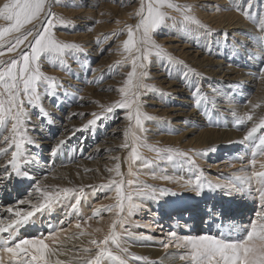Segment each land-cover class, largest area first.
Returning a JSON list of instances; mask_svg holds the SVG:
<instances>
[{"label":"snow or ice","instance_id":"snow-or-ice-1","mask_svg":"<svg viewBox=\"0 0 264 264\" xmlns=\"http://www.w3.org/2000/svg\"><path fill=\"white\" fill-rule=\"evenodd\" d=\"M57 2L58 0H3L0 3V22H2L0 23V138L6 145L0 147V153L5 156L10 153V158L0 165V183L11 180L13 176L17 179L32 178L31 173L24 170L31 162L28 146L36 145V140L30 135L28 128L31 109H38L41 119L46 120L48 124H54L55 121L49 118L50 114L42 105V99L47 96L59 106L58 97L68 95L66 90L61 92L63 85L57 81V78L41 71V64L45 60H51L54 66L70 73L66 57L84 51L80 44L57 38L54 31L57 26H68L71 23L52 11ZM173 11L179 14L185 28L191 24L200 28L205 27L190 14L191 8L188 5L178 4L175 0H139V7L133 13L135 23L126 24L119 32L103 37L106 41L110 36L119 35L126 29L127 38L122 41L125 56L123 60L117 61L116 67L130 64L131 69L126 73L122 86L117 89L119 98L106 107L102 106L101 113H92L93 119L84 126V129L96 126L98 122L110 116L115 118L121 111L123 118L128 122L124 131L125 140L119 146L129 150L127 172L121 170V158L113 157L116 163L106 169L110 174L107 182L91 186L94 191L114 192L115 203L100 205L93 210L91 216L84 218L80 213L81 201L84 198L82 187L79 190L72 187H51L36 181L27 198H21L13 205L0 209V216L7 213L6 217L0 219V234H7L0 236V264H129V257L134 261L143 260L142 257H134L128 252V239L134 241L156 238L131 231L130 218L140 207L137 201L156 200L160 196L177 194L167 188H153L140 181V170L151 169L157 160L169 162L179 160L181 166L187 165L194 179L189 177L185 187L197 197L204 195L205 191H218L228 196L246 189L249 193L255 189L261 194V210L239 231L230 230L228 233L220 231L218 235L209 232L195 236H177L172 232L167 240L160 241L166 257L178 258L181 264H264V132H261L264 130V116H260L258 120L254 119L255 110L261 105H251V110L243 115L236 111L232 112L237 126H247L251 122L241 143L248 144L252 150L248 165L237 170L245 174L236 176L227 184L212 183L202 178V169L199 168L194 157L206 155V151L190 154L191 150L162 148L147 143L149 129L146 127V122L168 123L143 110L145 103L143 97L149 93H156L162 97L165 95L154 85L146 82L151 79L150 65L160 61L162 66L170 70L173 64H183L182 61L175 60L154 39L161 27L168 26V20L176 23V16L171 15ZM258 27L264 32V18L260 20ZM102 42L100 39L97 40L98 45ZM6 54H9L8 59L4 58ZM261 55L264 56V47L261 49ZM113 67L110 66L109 72ZM89 70L95 71L91 68ZM194 74L192 69H187L181 79ZM169 77L171 78V71ZM86 82L98 83L99 80H86ZM214 92L219 94V90ZM200 94L201 87L196 86L193 89L194 107L199 108L201 105V98H197ZM78 99L83 100V97ZM4 132L8 135H4ZM65 143L64 140L58 141L57 146L52 149V156H55ZM141 148L154 152L155 160L144 157ZM137 162L139 165L134 167ZM159 178L173 179L167 175ZM34 199L36 202H33ZM66 201L68 204L65 215L59 225H49L47 233L30 237L19 235L22 228L33 223L37 213L43 215L45 212H51ZM23 205L29 207L21 208ZM102 213H110L112 216L106 232L99 227L91 232L82 227L81 221L87 224L88 220L101 218ZM69 217L75 219L74 226L79 231L65 235L67 229L61 226L70 223ZM96 233L103 234L96 236ZM84 236L89 237L87 247L76 245L72 248L67 247L69 241ZM172 247L177 249L176 253L168 252ZM61 257L65 258L61 259Z\"/></svg>","mask_w":264,"mask_h":264},{"label":"rangeland","instance_id":"rangeland-1","mask_svg":"<svg viewBox=\"0 0 264 264\" xmlns=\"http://www.w3.org/2000/svg\"><path fill=\"white\" fill-rule=\"evenodd\" d=\"M82 1L85 0H58V2L53 6L52 9V11L58 16H62L65 20L71 22L68 26H57V28L54 30L57 38L65 42H74L80 44L84 49V51L81 53L70 54L68 57H66V62L71 72H66L60 67L54 66V62L51 60H45L41 64V71L43 73L57 78V81L63 85V89H61V92H63L64 90L68 92L67 96L60 95L58 97L59 106H57L56 101L47 96L43 97L42 105L45 108L46 112L50 114L49 118L52 120L58 119L61 124H63L65 120L63 119L64 116H67V119L71 120V122L69 121L71 123L70 131L68 130L66 132V135L62 136L63 138L57 139L59 137V134L58 132H55V129L53 128L55 123L48 124L46 120H43L39 117L38 109H31V119L28 124V128L30 129V135L36 140V145L28 146V153L29 160L31 161L30 163H32L36 159H40L39 156L42 153L39 154L37 153L38 151L43 150V153L51 154L52 149L57 146L58 141H66V143L61 146L55 156H52V154L49 156L46 155L47 157H49V159L47 158L49 169L50 171H53L56 168L55 166L57 165L66 167L71 162H73L72 160L81 159L82 156H77V158H72V160L69 161L67 160V157L74 152L77 153V151L83 145H85L84 151L86 153H88L92 148H95L101 143H103V145H108H105V147L102 149V153L108 156L105 157L108 159L107 162H104L103 164H101V166L99 164L93 167V169L91 168V176L84 175L82 178L79 174H76L71 179L64 178L62 180L55 181L54 186L48 185L51 187L59 188L72 187L77 190L82 187L84 189L82 193V196L84 198L81 201L80 213L84 218H87L88 216L92 215L93 210L96 207L100 205L115 203V200L113 199L115 195L114 192L94 191L93 187H91L107 182L110 174L106 171V169L109 167H113L114 163H116L113 157L119 156L121 158V170L124 172H127L128 170L127 157L129 155V150H125L119 147L125 140L124 131L128 125V122L123 118V112H118L115 118H112L110 116L108 119H104L98 122V125L96 126H90L87 129H84V126L87 125L89 120L93 119V116L91 115L92 113H101L102 106L106 107L119 98L117 89L122 86V81L125 78L126 73L131 70L130 64L116 67L117 61L123 60L125 56L122 49V41L127 38L126 29L119 35L110 36V38L106 40L107 42L103 40V37L114 32H119L120 29L125 28L126 24L135 23L133 13L139 7V0H120L121 2L119 0H96L94 4L87 3L88 5L83 4ZM2 2L3 0H0V3ZM175 2L181 5L190 6V14L193 15L197 20H199L200 23L205 27L200 28L197 25L191 24L188 25L187 28H185L181 23V17L179 16V14L173 11L171 12V15L176 16V23H173L172 20H168V26L161 27V29L158 30V32L155 34L154 39L156 40L157 44L162 46L166 50V52L174 57L175 60L182 61L183 64H173L170 70L162 66V62L160 61H155L152 65H150L149 71L151 79L147 80L146 82L154 85L158 90H160V92L164 93L165 95L162 97L156 93H149L146 97H143L145 102L143 110L147 114L153 115L160 120L167 121L168 123L158 124L155 121L146 122V127L149 129L147 133V143L162 148H173L179 149L181 151L191 150L190 154L192 152L204 153L206 151V155H199L194 157L196 159L197 165L200 169H202V178L206 181H211L212 183L227 184L236 176L244 175V172H240L237 170L245 167V165L247 166V161L249 162V160L251 159L252 149L248 144L241 143L246 134L247 127L251 126V122H249L247 126H237L235 123V117L232 116V120L230 117L229 121L227 119H224V121L219 124L212 122L215 124V126L214 124H212L211 128L212 130L217 131V137L213 135H207L208 137L205 136V138H200L201 141H197V138L199 139L198 134L194 133L191 136H185V139L180 136L178 140H174V138L172 137L179 136V134L181 133V131L178 130L179 128L176 127H180L181 125L175 126L172 125V123H174V121H176L178 118H182L183 115H174L177 112L182 113V110L168 112V109L170 107L178 106H182L187 111L188 109L190 110V108L193 109L190 103L185 105L184 102L181 101V98H185L188 96L190 97V95H192L193 97V89L196 86H200L201 94L197 98H201V102L206 99L205 101L214 107V104L220 106L219 104L221 102L222 105H226L225 101L229 99L228 101L230 102V104L227 105L228 111L231 112V110L235 109L238 114L243 115L244 113L249 112L251 108L241 111L238 108L239 101L244 97L242 100H245V103H241L247 105L250 98L247 99L245 96L254 94L255 89L249 87L247 88L248 94L245 93V95L240 96L239 87H236L239 91H237L233 86L222 88V86H219L220 81L215 77L221 75L219 72L217 73V75L215 73L213 75H209L208 73L202 74V71H200V69H198L195 65H191L192 62H186L187 60L185 61L184 57H182L178 53L173 52L174 48H172L171 46L175 44L176 41L172 40L178 39L182 42L185 41V35L187 33L191 32L190 34H195V38H197L199 42L204 41V43H208L209 46L215 45L217 47V50L221 52L222 55L229 56L231 58V60H223L224 67H227V63H230V61H232L235 51L239 49L242 50V48L245 49V47L252 49L257 44L256 46L259 51H256L255 53L257 57H259V60L257 61V64H260L259 68H247L256 69L257 71L259 70L258 75H256V80H258L261 75H263L264 77V71H262V69H264V56H259V53L261 54L260 51L262 47H264V32H261L258 27L260 20L264 18V0H175ZM76 4H82L83 6H74ZM200 13H205V15H208V19L204 21L200 17ZM222 17L224 19L229 18L233 22L239 20L242 24L245 23L243 27L249 29L251 27V32L248 34L247 32L244 33V31L240 29H235L236 32L231 33V30L233 29L225 30L226 27L225 29L223 28L221 30H217L216 28H214V23L224 21ZM116 21H118L119 23H117ZM103 28H105L106 30ZM96 29H101V31L105 32L104 36L97 38V40L100 39L103 41L99 45L97 44V40L89 43L87 41V38L90 39L89 37L92 35L91 33L100 31H96ZM237 31L240 32V35L242 37H246L248 39L249 42H247L249 44L246 43V41L242 42V46H239L240 44H236L239 42L238 38L232 36V34L237 35ZM223 33H226L227 35L224 36L222 35ZM71 35H74L75 37L71 38ZM240 35H238V37ZM219 36H222V38H219ZM214 38L217 39V43H215V41L213 40ZM253 43L256 44L254 45ZM195 46V44H192L191 48L189 49L191 51L193 49H198ZM100 49H103V51H101ZM113 49L119 52L116 53ZM215 52L217 53V51ZM8 56L9 54H6L4 58L8 59ZM103 59L106 61H104ZM100 60H103L102 72L104 73L95 78L96 80H99V82L87 83L86 80L90 77L91 74V71L89 69L93 65L100 63ZM233 62L234 63L232 64V66L230 65L231 68H234L233 66L236 65V67H238V65L240 64V60H238V58L233 60ZM110 66H114L111 72H109ZM187 69H192L195 74L190 75V78L187 77L186 79H181V75H183V72ZM169 71H171V78L169 77ZM157 74L161 75L158 76ZM93 79L94 78H91L89 80ZM75 81L78 82L77 86L82 89L77 90L76 94L72 92L70 88L73 86L72 83H74ZM169 83L170 85H168ZM206 88L212 90V92L209 91L210 93H213L214 90H219V95L215 93L217 95V97L215 98V102H213V99L210 95V98L204 95L203 91ZM173 89L178 91L174 92L172 91ZM221 91L222 93H220ZM259 92V98H261L260 102L264 103V89L261 88ZM78 97H83V100L78 99ZM216 100L219 104L216 103ZM207 110L209 109L207 108ZM187 111H184L185 114H187ZM212 112L213 111H209L211 115L214 114V112ZM72 113H83L85 115L72 116ZM259 114L260 116H264V113L255 111L254 119L258 120V118L260 117ZM187 118L189 117L187 116ZM226 120L228 121L227 123L225 122ZM187 123H189V121L183 122L182 125L188 126L190 124V126L192 127L191 123ZM228 128L231 129L229 130ZM227 132H229V134ZM261 132H264V130H261ZM3 134L8 135L7 132H4ZM46 136H49V139H45ZM46 140L50 143L42 144V142ZM0 147H6V145L2 142V138H0ZM213 148L215 149L214 151L212 150ZM141 152L142 155L146 158L154 160L156 158V154L152 151H149L147 148H141ZM229 152L231 155L225 156V154ZM102 153L99 152L98 154L97 152L96 156L100 157ZM237 156L240 158H238ZM9 158L10 153L8 156L0 153V165H3ZM95 159L96 158L94 156L90 160L92 162H95ZM138 165L139 162H137L134 167ZM24 170L30 172L31 177L34 176L33 172L29 171L27 167ZM152 173H154L155 175H153ZM163 175L170 176L173 179H160L159 177ZM181 177H183V179H180ZM189 177H192L194 179V176L188 169L187 165L181 166V162L179 160H176L174 162L157 160L156 164L153 165L151 169L142 168L140 170L139 179L144 184L152 186L153 188H167L171 190V192H175L177 194L160 196L156 200L144 199L143 201H137L140 204V207L132 214L130 218V224L132 225L131 231L137 234L142 233L144 234V236H153L156 239H137L134 241L128 239V252L134 257L143 258V260L134 261L133 259H131V257H129V264H165L166 261L163 260L164 258H160L161 255L157 256V253L149 252L147 249L150 246H153L154 249L162 251L160 250L163 249L160 241L167 240L166 234L168 230H172L177 234V236H195L209 232L218 235L220 231H223L225 233H228L230 230L239 231L240 229L245 227L252 219H254L256 213L261 210V194L254 189V191L252 190L251 193H249L247 189L243 192H234L231 194L232 196L223 195L218 191H205L204 195L197 197L193 192L185 187V182ZM16 182L19 184L18 186H20L21 183H30L29 185H26L27 187L33 186L32 183H35V181H33V177L31 179H17L15 176H13V178L11 179V185L15 184ZM20 195L24 196L26 195V193L22 191ZM217 195H219V199L215 200L218 201V203L215 204L214 207L211 206L212 208H210V210H205L203 208H208L209 205H203L201 207L203 210H201L200 212L197 211L200 209L199 206L204 202L210 200L214 201V199H217L215 198V196L217 197ZM254 195H256V197ZM13 203L14 202L10 200L5 204H1L0 207L9 206ZM67 204L68 202L66 201L65 204L58 205L51 212H45L43 215L37 213L33 218V223L29 224L25 228H22L19 232V235L30 237L35 236L39 233H47V227L49 225H59L57 223H59L60 220L64 218ZM248 206H251V211H249V216L246 218L245 215L248 212V209L246 207ZM240 208L246 209V211H244V214L242 213L243 215H241L237 219L236 217L239 213L238 210ZM152 210L153 214L149 212ZM164 210H166V212H164ZM177 210L197 211V221L195 220L192 224L190 223V225H186L187 227H182L179 224L174 223L173 219H169V225H165L166 220L168 219L166 214L168 213L169 215L170 212ZM212 214V220L209 224H206L205 217ZM111 218L112 216L110 213H102L101 218L88 220L87 224H83V221H81V223L82 227H84L89 232L98 227L102 228L104 232H106ZM230 218L233 219V223H229ZM68 219L70 223H66L61 227L67 229L68 227H70V233H77L79 230H77L73 225L75 224V219L73 217H69ZM183 221L188 220L183 219ZM160 224L162 227L158 228ZM136 225L139 226L137 227ZM154 226L157 227L156 230H152ZM102 234L103 233H96L95 235L101 236ZM6 235L7 234H0V236ZM88 239L89 237L87 236L80 237V239H78L79 243L76 246L87 247ZM144 245L145 247H143ZM67 247L72 248L70 246ZM163 251L165 252L164 249ZM168 252L176 253L177 249L172 247L169 248ZM81 255L83 254L81 253ZM164 256H166V254H164ZM64 258L65 257H61V259ZM5 260H7V256H5Z\"/></svg>","mask_w":264,"mask_h":264},{"label":"bare ground","instance_id":"bare-ground-1","mask_svg":"<svg viewBox=\"0 0 264 264\" xmlns=\"http://www.w3.org/2000/svg\"><path fill=\"white\" fill-rule=\"evenodd\" d=\"M120 1V0H119ZM96 2V0H85V1H82L83 4H86L88 5L87 3H90V4H94ZM121 2V1H120ZM118 4V3H117ZM103 6V5H101ZM94 7V6H93ZM89 12V11H88ZM87 14V12H86ZM200 17L205 21L208 19V15H205V13H200L199 14ZM85 16V15H84ZM215 17V16H214ZM213 17V18H214ZM224 17V16H223ZM222 17V18H223ZM102 18V17H101ZM106 18V17H105ZM220 19V18H219ZM218 19V20H219ZM224 19V18H223ZM120 20V19H119ZM221 20V19H220ZM234 20V19H233ZM100 21V20H99ZM118 22V21H116ZM249 22V21H248ZM115 23V22H114ZM225 23V24H224ZM243 25H245V23H241V21H231V19L227 18V19H224V21H220V22H217V23H214V28H216L217 30H221V29H226L225 30H228V29H233L231 30V33H234L236 32L235 29H240L242 31L247 32L248 34L251 32V27L250 29L249 28H244ZM250 25V24H249ZM255 25V24H254ZM112 26V25H110ZM109 27V26H107ZM105 29V28H103ZM102 29V30H103ZM112 29V28H111ZM198 29V28H197ZM100 30V31H98ZM96 29V33H91L92 35L89 37L90 39L87 38V41L88 43L89 42H93V41H96L97 38L101 37V36H104V33L103 31H101V29ZM106 30V29H105ZM198 32V31H197ZM191 33V32H190ZM190 33H187L185 35L186 39L185 41H179L178 39H173L172 41H176L175 44H173L171 47L174 48V51L175 53H178L179 55H181L182 57H184L185 61L186 62H192L191 65H195L198 69H200V71H202V74H205V73H208L209 75H213L214 73L217 75V73L219 72L221 75L220 76H215L219 81H220V85L219 86H222V88L224 87H239V90L236 88L237 91H239V94L240 96L241 95H245V93H247V88L251 87L252 89H255V93L252 94V95H247L245 96L247 99H249V103L247 105L245 104H242L241 102H244L242 99L244 98H241V100L239 101V105H238V108L241 110V111H244V110H248L251 108V105H254V104H260L261 107L256 109L255 111H259L260 113H264V103L263 102H260V99L259 98V94H260V89L263 88L264 89V77L263 75L260 76V78L258 80H256V75H258V71L256 69H249L247 67H253V68H259V65L260 64H257V61L259 60V57H257L256 55V51H259L258 48H257V44L255 45L254 43V47L252 49H249V48H246L242 50H237L235 51V54L232 58V61H230V63L228 62V66L227 67H224L223 66V60L224 61H227V60H231V58L229 56H224L222 55L221 52H219L217 50V47L215 45L213 46H209V44H205L204 41L203 42H199L197 40L196 35L195 34H190ZM195 33V32H194ZM197 34V33H196ZM260 34V33H259ZM178 35V34H177ZM199 35H200V32H199ZM198 35V36H199ZM238 35H240V32L237 31V35H234L232 34V36L238 38V43H236L237 45L239 46H242V42H245L248 43V39L246 37H242L241 35L238 37ZM253 35V34H252ZM256 35V34H255ZM88 36V35H87ZM248 36V35H247ZM251 36V35H249ZM259 36V35H258ZM264 36V35H263ZM75 36L74 35H71V38H74ZM79 37V36H78ZM184 37V36H183ZM182 38V37H181ZM199 38V37H198ZM203 38V37H202ZM219 38H222V36ZM240 38V40H239ZM79 39V38H78ZM170 39V38H169ZM253 39V38H252ZM251 39V40H252ZM261 39V38H260ZM84 40V39H83ZM202 40V39H201ZM215 41V43H217V39L214 38L213 39ZM255 40V39H254ZM196 41V42H195ZM219 41V40H218ZM248 41V42H247ZM253 41V40H252ZM257 41V40H256ZM107 42V41H106ZM241 42V43H240ZM105 43V42H104ZM120 43V42H119ZM118 43V44H119ZM202 43V44H201ZM117 44V45H118ZM121 44V43H120ZM192 44H195L196 50H190L189 48H191ZM249 44V43H248ZM116 45V46H117ZM114 46V45H113ZM228 46V45H227ZM247 46V45H246ZM194 47V46H193ZM113 48V47H112ZM115 51V49H113ZM119 50V49H118ZM112 51V50H111ZM217 51V53L215 52ZM226 51V50H225ZM229 51V50H228ZM116 53L119 52V51H115ZM261 52V51H260ZM229 53V52H228ZM113 54V53H112ZM258 54V53H257ZM209 55V56H208ZM259 56H261V54L259 53ZM111 57V56H110ZM240 60V64L238 65V67L236 66H233L234 68H231L232 64L234 63L233 60L237 59ZM105 59V58H104ZM103 59V60H104ZM102 60V61H103ZM263 60V59H262ZM102 61L100 60V63H97L96 65H93L91 67V69H95L94 72L91 71V74H90V77L87 79H91V78H97L99 77V75H102V72L103 71V68H102ZM106 61V60H104ZM248 66H247V65ZM231 65V66H230ZM78 67V66H76ZM105 67V66H104ZM264 67V66H263ZM78 69V68H77ZM79 70V69H78ZM77 72V71H76ZM84 72V71H83ZM81 74V73H80ZM207 74V75H208ZM158 76H160L161 74H157ZM84 76V75H83ZM182 76V75H181ZM263 77V78H262ZM190 78V77H189ZM80 79V78H79ZM84 79V78H82ZM189 80V79H188ZM163 81V80H162ZM195 81V80H194ZM173 82V81H171ZM81 83V82H79ZM189 83V82H188ZM187 83V84H188ZM199 83V82H198ZM73 86L70 87L72 92H74L76 94L77 90H82L80 87L77 86L78 82H74L72 83ZM173 84V83H171ZM170 85V83L168 84ZM199 85V84H198ZM66 86V85H65ZM83 87V85H82ZM69 88V87H68ZM173 88V87H172ZM84 89V87H83ZM220 89V87H219ZM234 89V88H233ZM171 91V90H170ZM172 91H178V90H172ZM203 91V90H202ZM206 94H205V92ZM203 91L204 95L206 97H209L210 96L212 97L213 99V102H215V98L217 97V95L215 94V92L213 91V93H210L212 92V90H210L209 88H206L205 90ZM210 91V92H209ZM230 91V90H229ZM232 91V90H231ZM222 93V91L220 92ZM78 94V93H77ZM231 94V93H230ZM248 94V93H247ZM189 95V94H188ZM210 95V96H209ZM219 95V94H218ZM237 95V94H236ZM203 96V95H202ZM224 96V95H223ZM77 97V96H76ZM228 97V95H227ZM231 97V95H230ZM229 97V98H230ZM205 99V98H204ZM225 99H228V98H225ZM206 100V99H205ZM205 100H203L201 102V105L199 108L197 107H194L193 104H194V100H193V97L192 95H190V97H182L181 98V101L184 102L185 105H187L188 103H190L191 107L190 110L188 109V111L186 109H184L182 106H178V107H170L168 109V112L169 111H180L182 110L181 112L182 113H179L177 112L176 114L174 115H183L182 118H178L176 121H174V123H172V125H175V126H180V127H176V128H179L178 130L181 131V133L179 134V136H174L172 138H174V140H178L179 137L181 136L183 139H185L187 135H193L194 133L198 134V137L199 139L197 138V141H201L200 138H205L208 137L207 135H213V136H216L217 135V131L215 130H212L211 126L212 124L214 123H221L224 121V119H227L228 121L230 120V117H231V120H232V112L235 111L234 110H231L228 111L227 109V105L230 104V102L228 100L225 101L226 105H222V102L219 104L218 101L216 100V103H218L220 106H217L214 104V107L211 106L209 103H207ZM238 100V99H236ZM223 101V100H222ZM245 103V102H244ZM206 105V106H205ZM207 108L209 110H207ZM184 111H187V114H185ZM209 111H213L214 114H210ZM54 112H58V111H54ZM208 112V114H207ZM212 112V113H213ZM172 114V113H171ZM257 114V113H256ZM171 116V115H170ZM187 116L189 118H187ZM260 116V114H259ZM63 118V117H62ZM255 118V117H254ZM64 122L63 124H61V122H59L58 119H54L55 120V125L53 126V128L55 129V132H58L59 134V138H63L62 136L66 135V132L69 130L70 131V128H71V120L67 119V116H64ZM187 119V120H186ZM225 121L226 123L228 121ZM70 121V122H69ZM192 124V127L190 126L189 124L188 126H185V125H182L183 122H188ZM214 122V123H212ZM232 122V121H231ZM230 124V122H229ZM59 126V127H58ZM215 126V124H214ZM226 126H230V125H226ZM45 128V127H44ZM184 128V129H183ZM221 128V127H220ZM227 128V127H226ZM233 128V127H232ZM181 129V130H180ZM183 129V130H182ZM223 129V128H222ZM221 129V130H222ZM229 129V128H228ZM227 129V130H228ZM231 129V128H230ZM229 129V130H230ZM217 130V128H216ZM226 130V131H227ZM219 132V131H218ZM230 132V131H229ZM229 132H227L229 134ZM232 132V131H231ZM224 133V132H223ZM220 135V134H219ZM188 136V137H190ZM221 136V135H220ZM223 136V135H222ZM237 136V135H235ZM84 137V136H83ZM185 137V138H184ZM217 137V136H216ZM171 138V137H169ZM194 138V137H193ZM211 138V137H209ZM45 139H49V136H46ZM87 139V137H86ZM193 140V139H192ZM208 140V139H207ZM214 140V139H213ZM180 141V140H179ZM191 141V140H190ZM205 141V140H204ZM203 141V142H204ZM44 143H50L49 141H44L42 142V144ZM188 143V142H187ZM190 143V142H189ZM197 143V142H196ZM52 144V142H51ZM105 145L107 144H104L101 143L99 145H97L95 148H92L91 151H87L88 153H86L84 150H85V145H83L78 151L77 153H72L70 154L68 157H67V160H72V158H77V156H82L81 159H74L72 160L73 162H71L68 166L64 167V166H61V165H57L55 166L56 168L53 170V171H50L49 169V166H48V163H47V158L49 159V157H47L46 155H51L50 153L49 154H45L41 151H38L37 153H42L40 154V159H36L34 162L32 163H29L27 165V169L31 172H33L34 176L33 177V181H41L44 185H51V186H54L55 184V181H59V180H62L64 178H72L73 176H75L76 174H79L82 178L84 175H92V173H90V171H85L86 169L90 170L91 168L93 169V167L97 166L100 164H103L104 162H107V158L105 157H108L106 156L105 154H103L102 152V149L105 147ZM108 146V145H107ZM198 146V145H197ZM251 148V147H250ZM85 152V153H84ZM97 152L99 154V152H101L102 154L99 156H96L97 155ZM68 155V154H67ZM230 152L225 154V156H230ZM95 156V162H92L90 159L92 157ZM238 157V156H237ZM225 158V157H224ZM227 158V157H226ZM232 158V157H231ZM240 158V157H238ZM229 159V158H228ZM57 160V159H56ZM60 160V159H58ZM226 160V159H225ZM94 161V160H93ZM227 161V160H226ZM57 162V161H56ZM60 162V161H59ZM1 163V162H0ZM58 163V162H57ZM248 163V161H247ZM59 164V163H58ZM245 164V163H244ZM176 166V165H175ZM242 166V165H241ZM246 166V165H245ZM94 170H97V169H94ZM92 171V170H91ZM245 174V173H244ZM232 175V174H230ZM234 175V174H233ZM235 177V176H234ZM232 179V178H230ZM30 183H21L20 186H18L19 184L16 182L15 184H12L11 185V180L7 181V182H4V183H0V206L1 204H5L6 202H9L10 200H12V202H16L18 201L19 199L21 198H27L28 196V193L30 191H32V186L30 187H27L26 185H29ZM34 184V182L32 183ZM28 188V189H26ZM255 190V189H254ZM253 190V191H254ZM22 191H24L26 193V195L24 196H21L20 194L22 193ZM219 195H217V197L215 196V198L217 199H214V201L210 200V201H206L204 202L202 205L199 206V210L197 211H201L203 209L205 210H210V208L214 207L215 204L218 203V201H215V200H218ZM230 196V195H228ZM232 196V195H231ZM256 197V195H254ZM33 202H36L35 199L33 200ZM13 203V204H14ZM13 204H10L9 206L13 205ZM203 205H209L208 208H201ZM156 206V205H154ZM212 206V207H211ZM3 207H7V206H3ZM3 207H0V209H2ZM29 206L27 205H23L21 206V208H25L27 209ZM248 209V212L247 214L245 215V217L247 218L249 216V211H251V206H248L246 207ZM197 211H182V210H177V211H172L170 212V214L168 215V213L166 214L168 219L166 220V223L165 225H169V219H173L174 223L176 224H179L180 226L182 227H185L186 225H190V223L192 224L195 220L197 221V216H198V213ZM244 211H246V209H242L240 208L238 210V214H237V219L243 215ZM151 214H153V210L152 211H149ZM164 212H166V210H164ZM212 212V211H211ZM216 212V211H215ZM214 213V212H213ZM234 213V212H233ZM243 213V214H242ZM156 214V213H155ZM201 215V214H200ZM7 216V213H4L2 216H0V219L4 218ZM181 217H185V218H181ZM213 218V214L210 215V216H207L205 217V223L206 224H209L210 221L212 220ZM183 219H187L188 221H183ZM74 223V222H73ZM229 223H233V219L230 218L229 219ZM48 224V223H47ZM59 224V223H57ZM46 225V224H45ZM74 225V224H73ZM223 226V225H222ZM72 227V226H71ZM162 227L161 224L158 226V228ZM187 227V226H186ZM48 228V227H47ZM214 228V226H213ZM67 229V228H66ZM157 227L154 226V228L152 230H156ZM175 229V228H174ZM71 232V228L68 227L67 229V233H65V235H70L72 233ZM73 232V231H72ZM173 231L172 230H168L167 232V238L169 237V234L172 233ZM79 240H72V241H69L67 246H70V247H73V245H78V242ZM142 247V245H141ZM145 247V245L143 246ZM147 248V247H146ZM139 250V248H138ZM149 252H155L157 253V256L161 255L160 258H164L163 260L166 261L165 264H180V261L178 258H174V259H171L173 258L172 256H164V254H166L163 249H160L162 251H159V250H156L153 248V246H150L148 249H147ZM143 251V250H142ZM155 253H154V256H155ZM159 259V258H158ZM164 263V262H163Z\"/></svg>","mask_w":264,"mask_h":264}]
</instances>
